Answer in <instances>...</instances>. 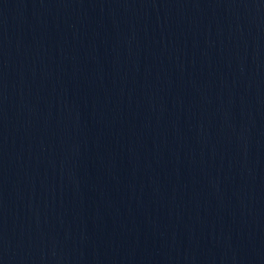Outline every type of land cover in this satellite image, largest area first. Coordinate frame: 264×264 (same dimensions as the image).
<instances>
[{
  "label": "water",
  "instance_id": "95a60500",
  "mask_svg": "<svg viewBox=\"0 0 264 264\" xmlns=\"http://www.w3.org/2000/svg\"><path fill=\"white\" fill-rule=\"evenodd\" d=\"M0 264H264V0H0Z\"/></svg>",
  "mask_w": 264,
  "mask_h": 264
}]
</instances>
